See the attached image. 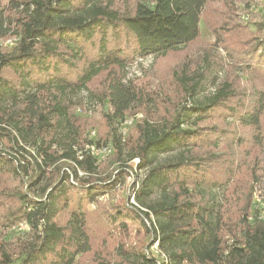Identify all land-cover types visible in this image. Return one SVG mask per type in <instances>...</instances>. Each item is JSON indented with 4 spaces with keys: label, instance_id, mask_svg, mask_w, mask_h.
I'll return each instance as SVG.
<instances>
[{
    "label": "trees",
    "instance_id": "16d2710c",
    "mask_svg": "<svg viewBox=\"0 0 264 264\" xmlns=\"http://www.w3.org/2000/svg\"><path fill=\"white\" fill-rule=\"evenodd\" d=\"M135 1L130 15H115L97 0H9L8 7L0 10V186L8 177L25 189L6 196L18 200L17 215L31 230L16 258L1 246L0 264H73L76 257L92 249L86 207L97 208L113 184L124 182L129 167L121 156L129 136L122 143L115 124L120 125L139 102V91L113 72L107 75L99 97L88 88L110 68L125 69L129 53L116 44L108 47V29L115 31L122 23L135 47L132 56L158 58L198 38L208 1L227 0ZM8 11L17 12L20 18L11 20ZM261 17L264 28V14ZM96 31L101 34L97 53L94 57L90 53L86 61L66 38L89 41ZM8 37H17V41L4 52L1 42ZM255 41L248 54L249 71L255 80H264V36ZM69 57L83 61L82 66L74 76H60L57 62L70 68L74 62ZM6 71L14 73L15 82L7 79ZM180 84L186 95L184 103L170 121L138 125V141L129 154V159L138 158V169L146 171L134 193L136 209L149 221L152 243L157 242L166 260L141 253L127 255L122 247L117 255L123 260L133 258L134 264H264V215L256 204L243 208V228L231 242L225 241L223 204L216 201L213 191L220 185L205 179L192 155L159 161L177 145L188 147L198 136L191 128L234 93L228 83H214L215 93L198 99L199 81L180 79ZM82 92L102 103L109 129L105 141H80L84 129L72 118L67 95ZM251 97L247 104L222 107L232 121L252 130L253 144L264 146V88L254 89ZM245 142L240 140L239 145ZM92 143L112 145L117 162L113 183L103 184L96 176L99 164L88 149ZM2 204L0 197V207ZM119 208L106 216L107 228L122 233L128 228L123 220L142 221ZM63 212L68 219L65 226H59L56 218Z\"/></svg>",
    "mask_w": 264,
    "mask_h": 264
},
{
    "label": "rangeland",
    "instance_id": "374dc122",
    "mask_svg": "<svg viewBox=\"0 0 264 264\" xmlns=\"http://www.w3.org/2000/svg\"><path fill=\"white\" fill-rule=\"evenodd\" d=\"M97 2L98 5L115 11V15L132 14L136 4L135 0H97ZM8 3L9 0H0V10L7 8ZM7 13L13 21L20 18L17 12ZM262 14H264V0L208 1L202 12L198 38L183 49L168 52L158 58L132 56L131 51L132 49L135 51V47L122 23L117 24L115 31L108 29L105 35L108 47L116 44L129 53L125 69L110 68L94 78L88 88L91 94L99 97L103 93L107 75L112 72L118 74L124 83L132 82L137 87L140 94L139 102L125 118L127 123L130 119L132 122L118 126L115 124L122 143L129 136L128 143L123 147L121 159L126 161L131 172L136 169L137 175L134 174L133 177L127 173L124 175L123 183L113 184L106 196L99 199L100 204L97 208L91 205L86 207L92 249L91 252L76 257L73 264H134L133 258L129 257L128 260L119 258L117 249L122 247L127 255L148 252L153 238L149 221L136 209L137 207L132 205L129 196L132 183L141 181L146 171L138 170L136 167L138 162L134 160L135 158L129 159V154L138 141V125L144 121L152 123H159L163 119L170 121L179 106L184 103L186 95L180 79L194 78L200 82L198 99L213 95L216 91L214 83L220 85L226 82L234 93L220 105L218 110L211 112L191 128L197 131L198 136L191 140L188 147L177 145L174 150L161 155L159 161L163 159L174 161L177 156L192 155L205 179L220 185L213 191L216 201H221L223 204L227 223L223 232L225 241L231 242L243 228L242 210L246 205L248 208L249 204H256L257 210L264 215V150L262 148L264 146L253 144L250 140L252 130L232 121L226 114L227 108L225 110L222 107L236 105L238 102L247 104L252 100L254 89L264 88V80L260 77L255 80L248 66L251 65L248 54L256 46L255 40L264 36V28L261 27ZM93 34L89 41H82L81 37L76 42L69 38H66V41L87 61L90 53L93 57L97 53L100 40L101 34L98 31ZM12 38L2 40L1 47L4 52L11 49L17 41L16 37L13 45L7 46V40ZM68 59L71 60L70 57ZM71 61L74 62V67L70 66V68L66 65L62 66L61 61L57 62L60 76L67 73L74 76L78 72L83 61L77 62L75 59ZM5 73L10 82H15L16 76L12 71ZM90 93L67 95L71 99L69 106L72 118H77L78 124L84 129L80 139L84 143L86 140L105 141L109 131L107 122L102 116V103L96 98H91ZM78 102L81 106L77 104ZM77 105L78 107H75ZM136 115L138 118H135ZM261 126L264 139V115ZM240 140L246 141L245 144L239 145ZM89 146H94L96 149L105 147L97 146L95 143ZM113 155L114 151L97 162L99 171L96 176L99 175L103 184L114 181L117 162L114 163ZM13 190L25 189H22V185L17 181L4 177L0 186L3 203L0 207V250L1 246H5L16 258L21 252L22 241L31 230L25 228V220H21L17 215L20 206L18 200L6 196L10 192L13 193ZM119 207H123L129 214L137 215L144 226L137 219L136 223L123 220L128 227L126 232L119 233L107 228L106 216L121 209ZM67 219L66 213H60L56 223L65 226ZM150 252L148 253L151 258L161 259L159 253L152 250Z\"/></svg>",
    "mask_w": 264,
    "mask_h": 264
},
{
    "label": "built area",
    "instance_id": "2783aa9c",
    "mask_svg": "<svg viewBox=\"0 0 264 264\" xmlns=\"http://www.w3.org/2000/svg\"><path fill=\"white\" fill-rule=\"evenodd\" d=\"M16 40V37H13L11 40H7V46H12L13 45V42ZM135 118H138V115H136L135 116ZM127 121V120H126ZM125 120L121 123V125L122 124H129V123H131L132 122V120L130 119V121H129V123H127ZM89 148V150H90V155H92V157H94L96 160H97V162H99V161H102L107 155H109L111 152H112V148H111V146H105V147H101V148H95L94 146H89L88 147ZM136 162H138L139 163V160H138V158H135L134 159ZM138 163H137V165H136V167L138 166ZM138 168V167H137ZM139 170V169H138ZM126 173H129L131 176H133L134 177V174L135 175H137V172H136V169H135V171L134 172H131L130 170H126ZM80 174H81V172H80ZM142 180V179H141ZM140 182L141 181H136V182H134V183H132V185H131V187H130V192H129V196H130V198H131V200H132V205H134L135 207H138V205L136 204V202H135V199H134V193H135V191L138 189V187H139V185H140ZM71 183H73V184H75V182L71 179ZM106 196V195H105ZM101 198H103V197H101ZM100 198V199H101ZM130 200V199H129ZM24 224H25V228H29V226H28V224L26 223V222H24ZM149 225H150V223H149ZM150 227H151V225H150ZM153 248V249H152ZM150 250H152L153 252H155V253H159L160 254V256H161V259H163L164 261L166 260V257L164 256V254H161L160 253V251L158 250V245H157V242H153L152 244H151V246H150V248H149V250H148V252L149 253H151L150 252ZM148 252H146V254H145V256H147L148 258L150 257L149 256V253Z\"/></svg>",
    "mask_w": 264,
    "mask_h": 264
}]
</instances>
